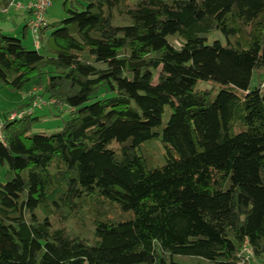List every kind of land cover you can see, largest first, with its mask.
Masks as SVG:
<instances>
[{
	"label": "trees",
	"instance_id": "trees-1",
	"mask_svg": "<svg viewBox=\"0 0 264 264\" xmlns=\"http://www.w3.org/2000/svg\"><path fill=\"white\" fill-rule=\"evenodd\" d=\"M72 4L32 36L47 54L0 27V86L28 99L2 116L0 264L264 261V0ZM45 100L80 116L33 133Z\"/></svg>",
	"mask_w": 264,
	"mask_h": 264
},
{
	"label": "rangeland",
	"instance_id": "rangeland-1",
	"mask_svg": "<svg viewBox=\"0 0 264 264\" xmlns=\"http://www.w3.org/2000/svg\"><path fill=\"white\" fill-rule=\"evenodd\" d=\"M3 1V0H0ZM22 4H24L27 0H15ZM52 4L48 9L47 12V19H49L51 22L55 21L62 22L64 20H67L69 18V14L66 10L67 5L71 6L74 3L79 7L80 0H51ZM8 11L2 12L0 9V26L6 30H17L22 29L24 27V20L23 15L21 13L16 12V21L12 19V17L9 19L7 14ZM7 14V15H6ZM26 37L23 38V33L20 34V37L23 40V43L26 45L27 48L30 49H39L42 53L47 54L50 53V51H47V41L50 36L49 33L44 36L42 39V42L40 41V46L37 48L33 43L35 42L32 38V34L30 32H26ZM17 37V36H16ZM214 39H220L224 42L227 41V30L222 28L219 30H216L213 32L212 35H204L200 38L201 43H210ZM32 41V42H31ZM161 73V69L158 71H155L153 73V76L155 77V82L157 81L156 78L158 74ZM213 88L219 91V84L213 82V81H205L202 80L198 83V88ZM262 89L264 90V77L262 80ZM27 98L25 97V93L23 91H15V90H9L7 88L0 86V121H3V113L11 112V111H17L20 107L25 105L27 103ZM43 107L35 109V115L41 116V121L37 122L32 127L33 133L38 132H44L46 134H52L57 131H64L67 127H69L73 122H75L79 118V114L72 115L71 110L67 106H57L52 105L47 102V100L43 101L42 105ZM85 113V112H83ZM4 133L5 130H4ZM8 138V134H7ZM7 170L8 167L6 164H2L0 162V182L5 183L8 180L7 176ZM72 226L76 229L79 228L78 223H73Z\"/></svg>",
	"mask_w": 264,
	"mask_h": 264
},
{
	"label": "built area",
	"instance_id": "built-area-1",
	"mask_svg": "<svg viewBox=\"0 0 264 264\" xmlns=\"http://www.w3.org/2000/svg\"><path fill=\"white\" fill-rule=\"evenodd\" d=\"M50 6V0H34L27 3L26 5L20 2L11 3V7L16 8L17 10L28 9L31 11L32 15L34 16V19L30 24V31L36 42L38 40L39 29L46 24L45 15ZM7 9L9 8L5 7L1 9V11L6 12ZM23 113L25 112H22L19 116L23 115ZM16 116V114H11L9 119H14ZM3 127L4 123L3 121H0V142L6 143L7 136L3 131ZM239 256V264H264V261H260L254 256L253 250L248 246L247 243L244 244L242 251L239 253Z\"/></svg>",
	"mask_w": 264,
	"mask_h": 264
},
{
	"label": "crops",
	"instance_id": "crops-1",
	"mask_svg": "<svg viewBox=\"0 0 264 264\" xmlns=\"http://www.w3.org/2000/svg\"><path fill=\"white\" fill-rule=\"evenodd\" d=\"M29 0H27L25 3H27ZM16 12H18V13H21L22 15H23V20L25 21L23 24H24V27L26 26V25H28V22L30 21V19H31V15H30V12H28V11H25V10H15V9H12L11 11H9L7 14H9L8 16V18L10 19L11 17H12V19L14 20V21H16ZM6 14V15H7ZM46 18H47V15H46ZM48 21H50L49 19H47ZM51 22V21H50ZM1 27V26H0ZM23 27V28H24ZM2 28V27H1ZM3 29V28H2ZM4 30V29H3ZM5 32H7V33H9V34H11V35H14V36H19L20 34H22L23 33V31H22V29H19V30H17V26H16V29H14V30H10V31H6V30H4ZM27 32H29L28 31V29H27ZM27 34V33H26ZM32 42V41H31Z\"/></svg>",
	"mask_w": 264,
	"mask_h": 264
}]
</instances>
